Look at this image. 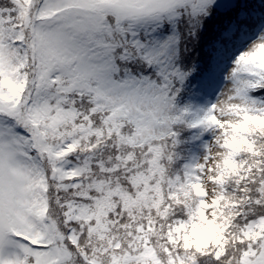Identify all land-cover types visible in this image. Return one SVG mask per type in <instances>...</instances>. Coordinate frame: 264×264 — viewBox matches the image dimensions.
<instances>
[{"label":"snow or ice","instance_id":"6c2138e0","mask_svg":"<svg viewBox=\"0 0 264 264\" xmlns=\"http://www.w3.org/2000/svg\"><path fill=\"white\" fill-rule=\"evenodd\" d=\"M0 264H264V0H0Z\"/></svg>","mask_w":264,"mask_h":264}]
</instances>
